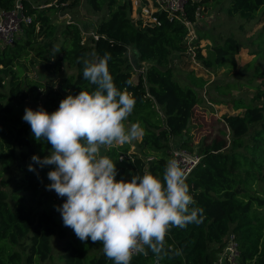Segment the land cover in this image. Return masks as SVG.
I'll use <instances>...</instances> for the list:
<instances>
[{
    "label": "trees",
    "instance_id": "obj_1",
    "mask_svg": "<svg viewBox=\"0 0 264 264\" xmlns=\"http://www.w3.org/2000/svg\"><path fill=\"white\" fill-rule=\"evenodd\" d=\"M84 1L103 13L86 38L72 15L70 20L56 18L79 0H20L22 13L31 20L21 23L12 44L0 43V264L54 260L56 264H114L105 256L101 242H82L64 226L57 206L66 197L47 189L51 183L47 173L55 166L41 168L31 159L34 154L41 159L49 155L51 145L36 141L23 120L29 99L52 113L67 95L94 91L96 86L83 78V61L105 54L110 56L108 67L115 85L136 101L125 125L138 123L145 131L133 149L131 143L104 149V155L116 163V179L131 180L145 173L162 178L173 145L200 155L186 183L195 201L192 206L203 209V220L170 229L167 244L182 249L183 254L160 264H264V24L247 36L253 54L243 65L244 70H251L247 80L215 85L219 93L251 87L250 97H231L235 111L222 115L226 138L222 134L208 143L202 141L197 152L188 133L193 108L202 100L198 87L207 79L191 69L188 82L182 83L174 74L170 54L189 53L191 61L195 58L203 68L215 64L231 70L236 67L234 55L241 40L223 34L222 41L210 44L205 56L198 40L189 49L186 24L163 10L153 12L158 22H144L130 16L131 0ZM16 3L0 0V7L11 9ZM218 6L226 16L242 19L241 24L264 14V0H186L184 16L194 22L199 12ZM130 47L147 62L136 78ZM38 65L41 75L31 74L32 66ZM53 75L62 77L60 86L53 83ZM29 164L35 172L28 170ZM259 182L263 184L258 186ZM229 242L235 246L232 262L225 255L218 263L219 253ZM147 252L133 256L130 264H155L154 254Z\"/></svg>",
    "mask_w": 264,
    "mask_h": 264
},
{
    "label": "clouds",
    "instance_id": "obj_2",
    "mask_svg": "<svg viewBox=\"0 0 264 264\" xmlns=\"http://www.w3.org/2000/svg\"><path fill=\"white\" fill-rule=\"evenodd\" d=\"M109 59L105 54L83 61V78L96 86L94 91L67 95L52 113L25 108L23 120L35 140L51 145L49 155L31 159L41 168L55 166L47 173V189L66 197L57 211L77 238L101 242L114 264H130L133 256L147 255V250L160 264L183 254L167 244L170 229L201 223L203 209L192 206L186 171L175 158L167 161L162 178L145 173L116 179V163L101 149L142 140L145 131L138 123L125 125L136 101L115 85ZM28 170L36 171L33 164Z\"/></svg>",
    "mask_w": 264,
    "mask_h": 264
},
{
    "label": "rangeland",
    "instance_id": "obj_3",
    "mask_svg": "<svg viewBox=\"0 0 264 264\" xmlns=\"http://www.w3.org/2000/svg\"><path fill=\"white\" fill-rule=\"evenodd\" d=\"M131 1L132 6L130 16L132 18L136 19L141 17L144 22L153 21L155 5L152 0ZM102 14V12L90 9L84 0H79V4L77 6L71 8L69 11L57 13L56 18L58 21H61L69 16L71 17L72 15V17L79 21L82 33L86 38L90 34V29L93 28L94 24L102 16ZM256 19L258 20L256 21ZM241 23L242 19L237 16H226L224 14V10L220 7L219 9L215 8L209 11L199 12L194 22L193 41H199L201 53L205 56L209 55V48H211L210 44L213 41H222L223 34H233L241 40L242 45L239 51L234 55L237 63L234 69L230 70L223 66H216L215 64L208 68H203L201 64L198 65L195 63V58L192 57L191 61L189 53L178 54L177 52H172L170 54V64L173 68L174 74L182 83L188 82L187 73L191 69H194L196 74H202L207 79L203 86L198 87L202 100L193 108L194 118L188 133V136L190 135L189 142L196 151L198 150V145L202 143V141L208 143L211 138L219 136L222 137V134L226 135L228 133L222 115L226 112L232 113L235 111L230 100L231 97L244 95V97L248 99L250 97L249 93L253 91V88L246 86L240 90L233 88L229 93H219L215 90V85L218 83L234 81L237 83L236 85H238L240 82L246 81L251 73V70H244L246 68H243V65L247 61H250L253 57V54L250 53L251 45L248 43L247 36L262 27L264 24V14L261 16L257 15L255 20L251 22ZM128 55L134 69L133 77L136 78L137 74L146 68L147 62L138 57V53L133 47L129 48ZM30 68L31 67L29 66L28 69ZM30 73L40 76L42 69L39 65L34 67L32 66ZM53 76V83L60 86L62 77L60 75ZM259 80L260 78H258L255 82L258 83ZM26 107H30L33 110L40 108V106L32 102L31 99L26 101ZM225 135L224 137L226 138L227 135ZM178 140L179 138H175L176 142ZM136 143L137 141H133L131 143V149L136 147ZM101 154L104 155V148L101 149ZM262 184L263 182H259L258 186ZM54 241L57 248L58 240L55 238ZM229 251L230 250L227 246L224 247L223 251L219 253V257L223 260ZM54 253L57 255L58 250L56 249ZM53 263L56 264L55 260L52 263L45 262L40 264ZM232 264H234V262H232Z\"/></svg>",
    "mask_w": 264,
    "mask_h": 264
},
{
    "label": "built area",
    "instance_id": "obj_4",
    "mask_svg": "<svg viewBox=\"0 0 264 264\" xmlns=\"http://www.w3.org/2000/svg\"><path fill=\"white\" fill-rule=\"evenodd\" d=\"M155 5V11L163 10L167 12L169 16H175L180 19L186 26L188 30L185 34V39L187 40L189 49L193 46V36H194V22L190 21L184 16V7L186 0H152ZM44 5V4H43ZM21 12L20 16L18 12ZM70 16L67 20H70ZM31 20L29 15L22 13L21 3L17 2L15 6L11 9H3L0 7V43L2 45L12 44L15 37L21 31V23L28 22ZM153 21L158 22L156 17L153 16ZM92 31H90L91 33ZM177 159L181 166L185 169L186 175L193 168V166L199 161L200 155L194 151L183 148L180 145H173L170 149V158ZM229 248L227 253L229 260L232 261L233 254L235 251L234 242H229L226 245ZM225 246V247H226ZM222 261L219 257L218 263Z\"/></svg>",
    "mask_w": 264,
    "mask_h": 264
},
{
    "label": "water",
    "instance_id": "obj_5",
    "mask_svg": "<svg viewBox=\"0 0 264 264\" xmlns=\"http://www.w3.org/2000/svg\"><path fill=\"white\" fill-rule=\"evenodd\" d=\"M17 2L19 3V2H20V0H17ZM20 14H21V12L19 11V12H18V15L20 16Z\"/></svg>",
    "mask_w": 264,
    "mask_h": 264
}]
</instances>
